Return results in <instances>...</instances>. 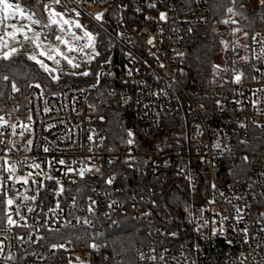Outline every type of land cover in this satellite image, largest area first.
<instances>
[{
	"label": "built area",
	"instance_id": "built-area-1",
	"mask_svg": "<svg viewBox=\"0 0 264 264\" xmlns=\"http://www.w3.org/2000/svg\"><path fill=\"white\" fill-rule=\"evenodd\" d=\"M41 1L56 4L10 0L40 21L45 42H55L59 29L45 27ZM64 1L81 11L89 28L94 23L115 37L118 49L101 64L94 85L49 94L34 84L25 111L12 99L6 103L0 121V205L7 224L9 215L16 223L0 227V264H51L60 252L68 260L73 254L87 257L86 264L105 257L106 243L98 237L113 225L114 214L128 210L124 184L129 175L120 167L132 160L138 174L159 179L155 188L149 185L151 191L160 193L175 181L187 197L182 214L152 215L160 221L155 218L150 245L138 249L137 264H264V144L262 153L241 152L249 147L252 129L264 134V31L252 41L255 66L249 72L233 70L222 83L188 81L184 61L193 52L194 30L210 22L208 0H81L79 6ZM101 12V22L92 18ZM114 18L110 31L105 24ZM92 32L97 38L99 32ZM240 74L237 83L234 77ZM105 85L125 104L134 95L135 117L146 136L184 108L176 147L139 150L130 131L135 139L128 133L108 154L96 118L98 92ZM81 168L91 171L81 176ZM105 168L114 171L101 185L84 197L76 193L85 189L87 178H101ZM144 200L131 198L136 219L146 216L138 203ZM217 228L223 231L213 235ZM65 229L74 236L63 248L44 246V230Z\"/></svg>",
	"mask_w": 264,
	"mask_h": 264
},
{
	"label": "trees",
	"instance_id": "trees-1",
	"mask_svg": "<svg viewBox=\"0 0 264 264\" xmlns=\"http://www.w3.org/2000/svg\"><path fill=\"white\" fill-rule=\"evenodd\" d=\"M249 0H208L210 12V22L206 26L198 27L194 30L192 37L193 52L188 59L184 61V69L187 72L186 80H211L214 83L215 75V56L222 51L224 39L227 36V27H241L247 32V39L252 46L253 37L264 31V5H260L257 10L248 9ZM101 3V7H104ZM234 9L235 15L228 13L227 9ZM112 16L117 14L112 11ZM115 19L107 22L105 26L110 31L115 30ZM235 21L236 24L224 23L223 21ZM91 31L99 32L95 40V48L99 53L97 60L92 64V71L88 76L79 74L73 75L72 71L62 72L59 79L55 81L52 76L45 72L43 68L32 63L25 56H18L8 60L0 59V117L7 111L6 103L12 99L23 111L28 108L29 90L34 84L40 85L49 94L58 93L71 85L91 86L97 82V74L101 64L110 56V53L118 49L115 37L108 34L107 30H100L92 23ZM229 61L234 64V59L241 57L240 48H230ZM237 65V64H236ZM229 67V72L237 70L234 65ZM254 63L252 56L250 61L243 62L240 70L249 72ZM227 77H231V75ZM7 77V79H4ZM15 84L17 90H13ZM99 103H97L96 118L99 121V130L102 134V142L108 154L117 150L124 142L130 131H135L139 150L153 148H172L176 147L178 134L182 128V118L185 113L184 108L179 109L171 115L164 126L157 130L153 135L146 136L141 130L135 117V97L132 94L129 103L125 104L119 95V92L111 91L109 85H105L98 92ZM248 144L241 150L243 154H253V152L262 153L264 144V134L257 129L250 132ZM128 173L129 177L124 184L126 187L128 210L125 213L114 214L115 221L113 225L105 228L98 240L106 243L103 250L105 257L96 261L92 260L89 264H137V251L141 247L150 245V230L154 224L155 218L162 215L182 214V210L187 205V197L184 189H178L175 181L167 184L166 188L160 193L151 191L149 185L155 188L158 180L152 173L138 174L136 161L132 160L128 164L120 167ZM114 169H104V175L101 178L89 177L83 182L85 189L79 193L82 197L102 184L105 176L110 175ZM234 172V171H233ZM135 195L143 196L144 201L138 203L143 208L146 216L136 219L133 213V204L131 198ZM126 198V197H125ZM148 201V202H146ZM152 215L153 217L151 220ZM161 218V217H160ZM159 218V219H160ZM160 221L158 218H156ZM0 227H8L7 221L3 219V205H0ZM74 236V232L68 229L61 231L44 230L42 240L44 246L60 245ZM51 264H70L69 260L60 252L52 260Z\"/></svg>",
	"mask_w": 264,
	"mask_h": 264
},
{
	"label": "rangeland",
	"instance_id": "rangeland-1",
	"mask_svg": "<svg viewBox=\"0 0 264 264\" xmlns=\"http://www.w3.org/2000/svg\"><path fill=\"white\" fill-rule=\"evenodd\" d=\"M45 5H48V10H45ZM261 5L260 0H249L248 3V9L250 11H255L258 9V7ZM41 7L46 15V21L47 24L50 25V13L54 10L58 13H65L70 8H77V7H70L64 0H59V3L53 4L47 1H41ZM78 11H80L77 8ZM92 12H96L97 8H91ZM81 12V11H80ZM32 15L33 19H29L28 16ZM69 16H74V13L68 12ZM55 19H59V17H51ZM34 20H38L30 11L25 10V15L20 16L19 13H17L15 16L8 15L6 19H0V34H6L11 29H13V26L15 28H23L28 31V39H25V36L23 37H11L10 38V45L7 47L0 46V54H2L5 51H10L12 48L17 49V52L12 55L11 58L18 57V56H25L29 59V56L36 55L38 60H42L49 69H53L54 71L47 72L50 76H60L62 72H69L72 71L73 73L79 74L83 71H88L89 73L92 71V64L95 60H97L98 55H95L93 59L90 61H87V58L84 56H81L79 52H68L69 58L75 57L76 63H80L81 67L79 68H73L71 65L67 63L66 60H64L61 56L56 55L53 53V55L56 56L55 60H50L47 58V56L40 55L41 51L48 52L50 49L47 46H43L41 48H37L35 41V34L40 33L42 34L44 32L43 27L40 23H34ZM39 21V20H38ZM79 21L82 25L86 27L88 31H91L88 27L87 23L83 20V15L81 13V16L79 17ZM235 23H232V25H235ZM56 26L59 29V36H61L62 39H66L68 41L73 40L72 33L75 32L76 35L82 36L83 31L79 29L72 28L71 31L68 30V26H64V30L62 31L57 25H51ZM236 29H240V31H236ZM224 31H227V36L224 39V44L222 51L218 53L215 56L214 64H215V75H214V81L216 83H222L225 78L227 77L229 72V67L232 68L231 65H234L238 71H241L240 65L243 62L250 61L251 55V48L248 43L247 37L244 36V30L241 27H227L223 29ZM92 32V31H91ZM93 33V32H92ZM94 35V34H93ZM225 42H227V47L225 46ZM53 48H59L62 52H67V48L65 45L60 43V41L55 40V42H48ZM85 43L84 40H81L78 44L74 45L75 47L79 48ZM230 48H240L242 50L241 57H237L234 59V64H231L229 61V51ZM84 51L88 53L89 55H92L91 49L85 48ZM247 59H243V58ZM59 60L60 63L57 64L55 61ZM30 62L40 66L37 64L34 60L29 59ZM237 64V65H236ZM219 65L220 67L217 68L216 66ZM231 75V74H230ZM237 76V75H236ZM235 76V77H236ZM234 77V78H235ZM58 79H55L57 81ZM87 257L79 256L76 254H73L69 257L70 264H86L87 263Z\"/></svg>",
	"mask_w": 264,
	"mask_h": 264
},
{
	"label": "snow or ice",
	"instance_id": "snow-or-ice-1",
	"mask_svg": "<svg viewBox=\"0 0 264 264\" xmlns=\"http://www.w3.org/2000/svg\"><path fill=\"white\" fill-rule=\"evenodd\" d=\"M54 2L55 3H59V0H54ZM71 2L73 4H76L77 6H79L81 0H71ZM93 2H95V0H93ZM233 2H235V0H233ZM260 3H261V5H264V0H260ZM149 6L150 7H155V5H149ZM45 10L46 11L48 10V5H45ZM68 12L74 13V16H69ZM227 12L231 13L233 15L237 14V13L234 12V9L231 8V7H229L227 9ZM17 13H19L20 16H24L25 15V9H23L21 7L20 3H13V2H10V0H0V19H6L8 15L15 16ZM103 15H104V13L101 12V13L96 14L92 18L97 20V21H100V20L103 19ZM80 16H81V12L78 11L77 8H70L65 13H58V12H55L53 10L50 13V25H46L45 27H50L51 25H57L63 31L64 30V26L67 25L69 31H71L72 28L74 27L75 29L82 30L83 31V35L82 36H78V35L75 34V32H73L72 33V35H73V40L72 41H68L66 39H62L61 36L57 35L55 37V39L60 41V43H62L63 45L66 46L67 52H62L59 48H53L49 44L47 47L50 49V51H48V52L41 51L40 55H42V56L46 55L48 59L54 60L55 56L53 55V53H55L56 55H59L64 60H66L67 63L69 65H71L73 68H79V67H81V64L74 62L75 61V57L69 58V56L67 54L68 52H79V54L81 56H84V57L87 58V60L85 62L90 61L91 59L94 58L95 55H98L99 53L96 51V48H95L96 37L93 35V33L91 31H88L86 29V27L80 23V21H79V17ZM51 17H59V19H55V18H51ZM28 18L29 19H33L32 15H29ZM160 19L161 20H165L166 19V14L161 12L160 13ZM33 22L37 23V24L40 23V21H38V20H34ZM223 22L224 23H230V22L231 23H235V21H229V20H225ZM13 29L14 30H13L12 33H6L5 35L14 36L16 31H23V29H16L15 26H13ZM236 31H240V29H236ZM40 35H41L40 33H36L35 34V41L34 42H36L37 48H41L42 47V42H40ZM247 35H248V33L245 32L244 36L247 37ZM25 39H28L27 35H25ZM153 39L154 38H152V37L148 38V40H147L148 45H153ZM253 39H255V37H253ZM81 40H84L85 43L82 46H80L79 48L75 47L74 45L78 44ZM0 46H3V47H7L8 46L7 45V41L4 39L3 36H0ZM225 46L227 47V42H225ZM85 48L91 49L92 55H89L88 53H86L84 51ZM16 52H17V49H15V48H12L10 51H5L2 54H0V59L8 60ZM29 59L34 60L37 64L40 65L41 68H43L47 72L54 71L53 69H49L48 66L42 60H38L36 55L29 56ZM243 59H247V58L245 57ZM55 62L57 64L60 63L59 60H56ZM109 63H110V61H109ZM161 67H163V64H161ZM216 67L219 68L220 66L217 65ZM72 74L76 75V73H72ZM79 75L88 76V75H90V73L88 71H83V72L79 73ZM241 76H242V74L237 75L235 77V81L237 83L241 80ZM52 78L54 80L55 79H59L58 76H53ZM4 79H7V77H4ZM12 87H13V90H17L15 84H13ZM36 87H40V85H36ZM0 121H3V117H0ZM4 124H7V121H4ZM11 127L13 129H15L16 126L15 125H11ZM129 136H132L131 132H129ZM89 139H91V137H89ZM129 143H132V141L129 140ZM45 151H48V149L45 148ZM58 163L61 164V165H64L66 163V161L60 160V161H58ZM35 167H39V165H35ZM7 170L8 171H12L13 169L10 168V169H7ZM96 170L99 171V169H96ZM69 171H72V169L69 168ZM85 171H91V169L81 168L79 170V175L83 176ZM29 175H31V173H29ZM48 178L52 179L51 177H48ZM19 179L23 180V182L25 184L28 183V180L25 177H20ZM107 182L109 184H111L112 180L109 179ZM33 183H36V181H33ZM57 183H59V182L57 181ZM59 191L61 193L63 192V187L62 186L60 187ZM31 199L34 200L35 196L31 197ZM13 203H14L13 199H11V198L7 199V204L9 206L13 205ZM28 211L31 212V211H33V209L29 208ZM21 219H23V217H21ZM224 219H227V217H225ZM85 222L87 223V221H85ZM15 223H16V221H14L12 219L11 215H9L8 216V224L11 225V224H15ZM205 223H207V221H205ZM222 231H223L222 228L213 229V235L217 234L218 232H222ZM243 231L245 232V234H247V229L246 228L243 229ZM172 235H175V233H172ZM229 243H231V241H229ZM52 247L53 248H57V247L63 248L64 245L63 244L53 245ZM91 247H95V245H91ZM152 259H156V257H152ZM160 259H164V257L161 256Z\"/></svg>",
	"mask_w": 264,
	"mask_h": 264
},
{
	"label": "water",
	"instance_id": "water-1",
	"mask_svg": "<svg viewBox=\"0 0 264 264\" xmlns=\"http://www.w3.org/2000/svg\"><path fill=\"white\" fill-rule=\"evenodd\" d=\"M102 20L98 21V22H101ZM16 29H19V28H16ZM20 29H23V28H20ZM14 29H11L8 33H12ZM25 35H28V31L26 29H23V31H16L15 35L12 36V35H5V34H2L1 36L4 37V39L7 41V45H10V38L11 37H23ZM40 42H42V45L43 46H48L49 43L45 42L42 38V34L40 35ZM55 56V55H54ZM55 59H56V56H55ZM54 59V60H55ZM132 133V136H129V138L131 140H134L135 139V134L133 132Z\"/></svg>",
	"mask_w": 264,
	"mask_h": 264
}]
</instances>
